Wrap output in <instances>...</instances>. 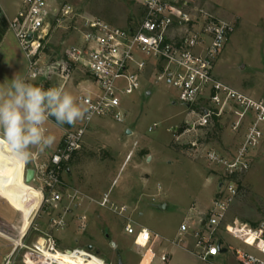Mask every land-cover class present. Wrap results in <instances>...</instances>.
I'll return each instance as SVG.
<instances>
[{
  "label": "rangeland",
  "instance_id": "374dc122",
  "mask_svg": "<svg viewBox=\"0 0 264 264\" xmlns=\"http://www.w3.org/2000/svg\"><path fill=\"white\" fill-rule=\"evenodd\" d=\"M22 1L0 0L2 13L12 17ZM61 1L120 27L137 24L144 14L141 0ZM204 1L213 12L235 26L214 66L216 77L254 99H264V0ZM65 39L73 41L69 32L59 30L51 40L50 48L59 50ZM4 41L0 49V74L11 82L15 75L26 72L27 60L11 30L5 31ZM82 76L81 73L73 79L77 81ZM146 88L150 89L151 95L145 93ZM65 90L82 103L77 98L80 86H76L73 80L66 84ZM122 101L130 111L128 119L120 123L110 116H95L82 149L66 164V168H71L70 174L66 171L62 174L67 185L79 189L92 200L86 199L81 206L74 208L67 216L65 229L54 232L59 248H85L91 244L105 260L104 264H118L117 251L124 262L137 264L141 247L136 246L135 249L133 235L125 229L131 222L137 229L147 227L152 234L160 235L154 248L157 256L152 264H204L191 251L200 239L216 244L222 241V246L230 249L218 259L228 260L230 264H239L235 257L238 249H249L264 259V255L225 230L226 224L235 221L264 226V126L258 146L246 155L247 169L236 173L229 181L225 169L208 160L202 150L211 148L228 158L237 155L246 128L234 131V116L226 115L218 121L211 127L208 138L201 136L198 151L190 149L186 143H177L169 131V127L182 124L185 118L186 107L178 99L175 89L143 80L141 89L131 95H123ZM154 122L158 126L149 131ZM46 127L55 137L56 145L62 134L61 127L51 118ZM127 130L133 133L128 134ZM194 138L187 137L186 140ZM3 165L18 177L16 168L0 160V167ZM29 167L31 164L26 169ZM222 181H232L238 187V193L229 204L225 220L212 229L203 225L202 219L210 214L212 201L219 195ZM30 184L38 189L37 180ZM105 193L110 194L112 207L111 204L107 207L99 204ZM135 202V209L132 206L123 214L118 213L121 204ZM54 211L42 204L20 243L30 246L44 233L50 232V218ZM80 212L86 216L85 231L79 228L77 215ZM6 213L12 215L10 220L13 219L18 228L21 225V214L0 198V217L5 233L0 246V264L9 255L10 243L14 244L19 239V229H9L7 222L10 220L5 219ZM185 220L191 224L190 231L178 234L180 224ZM197 232L199 237L195 236ZM24 251V247L18 248L12 264H23L21 256ZM163 253L168 255L166 261L161 260ZM152 256V251L145 252L141 264H150Z\"/></svg>",
  "mask_w": 264,
  "mask_h": 264
},
{
  "label": "built area",
  "instance_id": "2783aa9c",
  "mask_svg": "<svg viewBox=\"0 0 264 264\" xmlns=\"http://www.w3.org/2000/svg\"><path fill=\"white\" fill-rule=\"evenodd\" d=\"M141 2L143 18L128 27L82 13L61 0H23L16 14L8 19V29L15 35L27 60L23 78L44 89L57 86L65 89L76 74L82 73L84 77L78 83L81 90L77 98L89 108L91 118L66 127L58 148L49 155L47 162L36 167L40 206L43 204L55 210L50 218L51 231L30 246L15 242L3 264H12L19 247L25 248L21 256L23 264H94L97 259L105 262L89 245L59 248L54 232L65 229L67 216L74 208L86 199L92 200L79 189L68 186L62 174L66 164L82 149L95 116H110L120 123L128 119L130 111L122 96L140 90L143 80L175 89L178 99L186 107L185 118L182 124L169 127V131L177 143H186L192 150H200L199 138H208L211 127L218 121L226 115L234 116L233 130L246 128L237 155L228 158L211 148L202 151L208 160L225 169L229 181L233 175L247 169L246 155L258 146L263 134L264 99L244 94L222 82L213 72L234 31V24L213 12L204 0ZM61 29L69 32L73 41L65 39L59 50L51 49L49 44ZM88 82L93 85H83ZM157 126L154 122L149 131ZM187 137L195 138L186 140ZM220 189L212 201L210 214L202 219L212 229L225 220L229 204L238 193V187L232 181H222ZM99 204L103 207L114 205L109 193L102 196ZM124 211L126 207L121 206L118 213ZM77 217L79 228L85 231V214ZM190 228V222L185 220L180 225V234L189 232ZM125 229L133 235L134 244L146 252L153 249L160 237L147 227L137 229L131 222ZM225 230L264 255V226L253 227L247 222L235 221L226 224ZM195 236L199 237V233ZM226 248L227 251L230 249ZM191 251L204 264H230L228 260L218 259L222 254L218 243L200 239ZM235 257L239 264H264V259L249 249L236 250ZM167 259L168 255L161 256V260Z\"/></svg>",
  "mask_w": 264,
  "mask_h": 264
},
{
  "label": "clouds",
  "instance_id": "9594fccd",
  "mask_svg": "<svg viewBox=\"0 0 264 264\" xmlns=\"http://www.w3.org/2000/svg\"><path fill=\"white\" fill-rule=\"evenodd\" d=\"M54 118L58 125L75 124L91 118L89 108L78 103L63 87L44 89L14 76L7 88L0 87V157L25 162L32 149L43 152L55 137L46 124Z\"/></svg>",
  "mask_w": 264,
  "mask_h": 264
},
{
  "label": "bare ground",
  "instance_id": "6f19581e",
  "mask_svg": "<svg viewBox=\"0 0 264 264\" xmlns=\"http://www.w3.org/2000/svg\"><path fill=\"white\" fill-rule=\"evenodd\" d=\"M0 160L18 170H22V163L11 159L7 154L0 157ZM35 180H37L36 176H34L30 182H27L26 171L24 181L18 177L12 176L0 167V198L5 199L13 209L21 214V225L18 228L19 239L14 241V243H20V240L27 233L30 225L32 224L34 215L40 207V190L30 184ZM64 258L69 257L64 256ZM95 262L96 263L94 264H104L101 259H97Z\"/></svg>",
  "mask_w": 264,
  "mask_h": 264
},
{
  "label": "crops",
  "instance_id": "0c3cea01",
  "mask_svg": "<svg viewBox=\"0 0 264 264\" xmlns=\"http://www.w3.org/2000/svg\"><path fill=\"white\" fill-rule=\"evenodd\" d=\"M1 8V7H0ZM15 15V14H14ZM13 15V16H14ZM12 16V17H13ZM9 18H11V17H7V19H9ZM5 44V41H4V35L1 37V39H0V49H2L3 48V45ZM26 58V57H25ZM25 70V69H24ZM26 70H27V68H26ZM23 74H21L20 75V77L21 78H23L24 77V75H25V71L24 72H22ZM76 75H80L81 76V74L79 73V74H76ZM83 77L84 76H82V77H80L77 81L76 80H74V79H72L73 81H74V83L76 84V86L78 85V83L80 82V80L81 79H83ZM11 84V82L9 81V78L7 77V76H5L4 74H0V87H2V88H7L9 85ZM146 91L148 92V91H150V89H148V88H146ZM151 92V91H150ZM147 94V93H146ZM151 94H152V92H151ZM150 94V95H151ZM148 95V94H147ZM53 121H54V123H56V121L54 120V118H51ZM57 124V123H56ZM72 124H63V125H59L60 127H61V129H62V134H61V136H60V139H59V141H58V143H56V145L55 144H53V146L52 147H50V148H47V149H45V151H43V152H38L37 150H35V149H32V152H33V155L31 156L32 157V162H30V158H29V160H27V161H25V162H21L22 163V170H18L17 169V172H18V178H20V179H22V180H25V171H26V167H27V165H30L31 164V166H32V168H34L35 170H36V167H37V165H41V164H43V163H45V162H47L48 160H49V155L51 154V153H53L57 148H58V146H59V144H60V142H61V140H62V137H63V134H64V131H65V128L66 127H68V126H71ZM132 133H133V131H132ZM131 133V134H132ZM84 143H85V140H84ZM84 145V144H83ZM80 152V150L73 156V158L72 159H74L75 158V156L78 154ZM12 167V166H11ZM2 168V167H1ZM14 168V167H13ZM30 168V167H29ZM3 169V168H2ZM7 170V169H6ZM6 172H8L9 174H11L12 176H14L9 170H7ZM66 172L68 173V174H70L71 173V168L70 167H68V168H66ZM63 177V176H62ZM63 179H64V177H63ZM120 206H125L126 207V211L128 210V209H130V208H132V206H133V208L135 209L136 208V202L135 203H133V204H131L130 205V203H123V204H121ZM81 210V209H80ZM82 212H80V213H78V214H81ZM84 213V212H83ZM10 214V213H9ZM1 216V215H0ZM5 219H9L10 220V218H13L12 217V215H8L7 213L5 214ZM78 216V215H77ZM8 220V221H9ZM13 219H11L9 222H7L8 224L7 225H9V229H18V227L15 225V223L12 221ZM1 221H2V218L0 217V224H1ZM181 225V224H180ZM180 233V227H179V231H178V234ZM0 246L2 245V241L3 240H5L4 239V237H5V233H4V230H3V228H2V224L0 225ZM158 234V233H157ZM4 235V236H3ZM6 236H7V233H6ZM160 239V237L155 241V244L153 245V249L151 250L152 252H153V256H152V259H151V262H150V264H152V262L154 261V259H155V257L157 256V254H156V252L154 251V248L157 246V241ZM11 245H12V248H11V250H10V252H9V255L11 254V252L13 251V249H14V246H15V244L16 243H10ZM133 244H134V241H133ZM91 245V244H90ZM135 245V244H134ZM135 249H136V245H135ZM141 250V257H140V259H139V261L137 262V264H141V261H142V259H143V256H144V254H145V249H143V248H141L140 249ZM137 252H138V249H137ZM163 254H165V253H163ZM162 254V255H163ZM8 255V256H9ZM161 255V256H162ZM124 262V261H123ZM132 263V262H131ZM131 263H129V264H131ZM124 264H128V263H126V262H124Z\"/></svg>",
  "mask_w": 264,
  "mask_h": 264
},
{
  "label": "water",
  "instance_id": "95a60500",
  "mask_svg": "<svg viewBox=\"0 0 264 264\" xmlns=\"http://www.w3.org/2000/svg\"><path fill=\"white\" fill-rule=\"evenodd\" d=\"M147 94L150 95L151 92L148 91ZM127 133L128 134H131L132 133V130H127ZM35 173H36V170L34 168H32V167L31 168H27V170H26V181L27 182H30L34 178ZM160 207H164V206L163 205H160ZM205 223H206V221L203 220L202 224L205 225ZM111 244L113 246H116V243H114V242H111ZM221 245H222V241H219L218 246L220 248V251L222 253L226 252L227 251V248L226 247H222ZM89 248L90 249H93L94 246L93 245H89ZM117 254H118V264H124L123 259H122L121 254H120L119 251H117Z\"/></svg>",
  "mask_w": 264,
  "mask_h": 264
},
{
  "label": "trees",
  "instance_id": "16d2710c",
  "mask_svg": "<svg viewBox=\"0 0 264 264\" xmlns=\"http://www.w3.org/2000/svg\"><path fill=\"white\" fill-rule=\"evenodd\" d=\"M9 27V22L7 17L2 13V10L0 8V39L1 37L4 35L5 31L8 29ZM9 165V164H8ZM7 167H5V165H3V170L6 171ZM253 227H257L256 225H254Z\"/></svg>",
  "mask_w": 264,
  "mask_h": 264
}]
</instances>
